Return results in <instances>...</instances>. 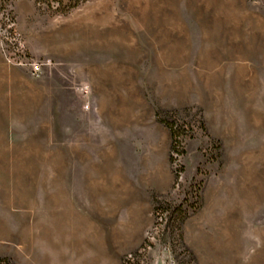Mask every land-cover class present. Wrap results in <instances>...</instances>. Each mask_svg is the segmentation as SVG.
Returning a JSON list of instances; mask_svg holds the SVG:
<instances>
[{
  "label": "rangeland",
  "instance_id": "1",
  "mask_svg": "<svg viewBox=\"0 0 264 264\" xmlns=\"http://www.w3.org/2000/svg\"><path fill=\"white\" fill-rule=\"evenodd\" d=\"M73 1L0 6V264H264V0Z\"/></svg>",
  "mask_w": 264,
  "mask_h": 264
},
{
  "label": "trees",
  "instance_id": "2",
  "mask_svg": "<svg viewBox=\"0 0 264 264\" xmlns=\"http://www.w3.org/2000/svg\"><path fill=\"white\" fill-rule=\"evenodd\" d=\"M6 0H0V6H3V3ZM87 0H74L73 3L71 5H69L68 7L66 6V9H64L65 12L69 11L70 9L76 7L77 5H79L81 2H84ZM5 16V15H4ZM7 18L10 19V17L5 16L2 19ZM170 129L171 132V137L174 141L178 140L179 135L181 134V125L177 123V121L175 119L169 121L167 119H163L162 120Z\"/></svg>",
  "mask_w": 264,
  "mask_h": 264
}]
</instances>
